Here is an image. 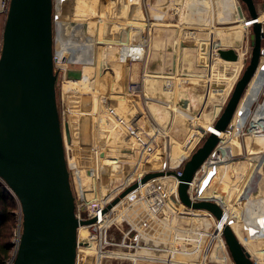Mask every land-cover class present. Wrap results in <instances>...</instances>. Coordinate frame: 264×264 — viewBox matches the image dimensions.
I'll return each instance as SVG.
<instances>
[{"label":"water","instance_id":"1","mask_svg":"<svg viewBox=\"0 0 264 264\" xmlns=\"http://www.w3.org/2000/svg\"><path fill=\"white\" fill-rule=\"evenodd\" d=\"M252 19H260L254 0H242ZM201 25V24H200ZM252 55L237 81L216 128L225 131L261 61L262 21L252 26ZM223 45V42H222ZM220 58L237 61L234 48L218 49ZM82 70L69 69L79 80ZM65 133H70L65 125ZM220 137L209 134L186 161L179 176L178 194L188 207L212 212L223 220V209L210 201L192 202L187 193L195 172L217 146ZM146 174L141 183L163 175ZM168 174L177 175L174 171ZM0 178L18 198L23 214L22 235L14 264H76L79 221L65 152V138L57 102L54 55V0H11L0 55ZM138 187L134 182L109 206ZM222 233L235 264H256L233 227Z\"/></svg>","mask_w":264,"mask_h":264},{"label":"built area","instance_id":"2","mask_svg":"<svg viewBox=\"0 0 264 264\" xmlns=\"http://www.w3.org/2000/svg\"><path fill=\"white\" fill-rule=\"evenodd\" d=\"M0 1L2 11L7 16L11 0ZM144 18L146 20L144 27L138 25H130L129 27H127L126 33L128 35L125 37L126 39H123L124 41L120 40L118 42L120 48H128L131 51L129 56H123L122 59H118V63L120 66L122 65L126 68L128 64L131 65L134 63V61H139L140 63H142V73L140 79H129V83L126 86L127 92L129 94L142 93L145 82L148 78H151L147 74L152 45L151 34L153 31V25L156 24V22L162 21V19L159 20L157 18H151L147 16H144ZM259 20L263 22V17L261 15L260 19H252L250 17L245 20V27L241 34V43L238 46L243 55V63L240 67L238 75L236 76L237 78L240 76V72L243 70V67L246 65V63L250 61L252 55V45L250 40L251 30L252 26ZM72 39L76 42L79 37L78 35H75V37H71V40ZM215 45V48H213V54L216 56V58L220 57L218 55V49L230 48L222 46L221 39H217ZM234 50L236 51V49ZM71 58L72 56L67 59V63L69 65H66L64 63V59H66V56H61L60 59L55 58V73L57 74V80L59 78V73L63 77L62 100L64 102L66 100L65 97L67 96V92L65 90L66 88H64V86L67 81L71 80L68 78L69 67L73 68V66L80 64L85 65V61H79ZM184 76L185 77L182 78L181 82L192 80L191 78H188L187 75ZM202 79L203 80L201 81H207L208 76H202ZM211 88H213L212 93L214 94L222 93L220 88L216 86H212ZM230 92L231 91L229 90L227 95L225 97H222V99L218 98L219 101H223V103H225ZM66 108L59 112L62 128L64 131L65 152L68 168L70 171V181L75 198L76 217L79 221L94 219V222L91 224L79 225L77 260L78 256L81 254L86 259V261L89 258H93L95 264H107L108 262H110V260H114L115 262H117V264H121L125 261L129 262V264H139L141 261L146 262L153 260L148 253L144 252L145 250H156L165 253L166 256L162 261L170 264L176 262L179 259L178 256L180 254H189V256H192V254H194V249L192 251H188L187 247L195 246V252H197V254L201 258V261L197 262L198 264H219L218 261L221 260L233 262L226 242L223 238L222 229L224 223H228L232 226V221H237V217L236 215H234L235 213L233 207L238 205L244 197H247V194L251 187L250 181L252 176L246 177V173L248 171H251L252 175H256L264 164V160H261V158L256 159V156H254L252 157L253 160L249 161V170L247 172L241 173V171H238V169L236 168V166H238L236 162H238L239 160H246V156L248 153L245 145L246 137L250 135L256 138L264 136L263 46L261 61L257 67L256 73L252 78L249 86L245 90L227 129L224 132L217 129L215 126L217 121H212L210 123V129L205 130L201 135L200 138H202L206 134H215L220 137V141L195 172L194 177L189 183V187L187 190L189 198L193 203L210 201L218 204L223 209L222 221H218L212 212L205 209H194L193 207H188L180 200L178 194V188L180 185L179 176L183 174L184 165L191 156L190 151L176 168H172L171 166H169L170 164L167 166V168L165 164V167L162 170L147 167L146 169H142L141 171L137 172L135 175H133V177L129 178L125 187L119 193H115L113 197L108 198L105 195L102 197V201H100L101 199L95 201L90 198L91 194L96 190V180H98L99 178V176H97L98 171L94 165L82 166V164L77 160V155L73 153V147L70 146L68 142H66L65 124H69V122L66 121L69 115V110L68 107ZM150 125L151 128L155 127L154 123L151 121ZM233 140H238L241 143L242 146H237L238 150L233 146ZM70 151H72V155H70ZM259 154L261 156H264V152H261ZM159 170L164 171L165 173L174 171L177 174L170 176V178L173 179L170 184V191H166L165 188L163 189L164 184L162 183L161 176L151 178L147 182L141 183L142 178L146 174L150 172H157ZM83 171H86V174H88L87 179L84 178ZM225 175H227L228 180L231 179V181H229L230 183H228L232 184L230 187L229 185H227L226 191L223 190L222 183L223 176ZM134 182H138V187L126 195L125 198H128V201L126 202V211H124L132 218V220L122 217V221L128 223V228H126V230L124 231L122 238H116V236L112 234V231L115 228L114 225L118 222L119 213L122 212L125 208L121 209L122 205H119L122 203V200L116 205L112 206L110 209L107 208L112 203L116 194H120ZM0 183H2L10 191L17 202V208L15 210L17 227L12 240L14 249L12 255L5 263L14 264L18 245L20 243V238L22 235V208L16 195L9 189V187L1 178ZM234 184L236 187L235 190L233 188ZM233 190L236 191L235 200L232 198ZM173 198L183 207V211L180 214L185 217L193 216L195 220L194 223H196L198 227H190L189 225H185L186 227H184V225H182L180 228H174L172 226L173 221L171 218L172 215L174 214L173 216H175L176 213L173 207L174 205L172 204ZM140 202L143 204L146 203V207H142L140 205ZM229 209H231L232 215L229 214ZM132 210L137 212L132 214ZM144 214L149 215L150 217L149 220H144L145 222L143 221ZM136 217L140 218L136 220ZM204 217L212 218V223L215 222V233L208 232L206 235L205 233H196L198 230L202 231V228L211 229L213 224L207 223L210 221H208ZM154 221L155 224L159 223L158 221H163L164 227H159V229H161L159 230V239L165 242L164 247L159 246L157 248H154L150 245L142 243L143 239L152 240L153 237H151V235L140 232L139 226L141 225L139 222L144 223V226H146L144 228L145 231H149L150 233H152V226L154 225ZM156 233L157 232H155L154 235ZM132 234L134 235L133 238H131ZM216 235L221 238V243L216 241ZM172 237L173 239L171 240L170 238ZM244 239L246 240L247 237H244ZM241 243L246 247L247 251L250 252L249 248L244 244V242L241 241ZM111 247H113V249H111ZM111 252H113L114 254H110Z\"/></svg>","mask_w":264,"mask_h":264},{"label":"rangeland","instance_id":"3","mask_svg":"<svg viewBox=\"0 0 264 264\" xmlns=\"http://www.w3.org/2000/svg\"><path fill=\"white\" fill-rule=\"evenodd\" d=\"M104 1L106 2V9L107 8H111V10H112L113 7H114V10L116 12L119 11V8H117L116 5H118L121 1H118V2H116V0H104ZM145 1L146 0H141V3H144ZM176 1L177 0H175V3L177 4ZM166 2H169V1L164 0V3H161V4L160 3L159 4L156 3V4L160 5V7L165 6V5H169V3H166ZM229 2L232 3L231 6H229L230 10H232L233 7L236 6V10H237L236 17H238V21L237 22L235 21L234 23H232V21H231L229 24L228 23L215 22L216 25L219 26L217 28H227L229 25H231V26H238V25L242 26L244 24L243 23L244 20L248 19V17H247L248 16V14H247V12H248L247 11V6L245 5V3L242 0H229ZM54 3H55V5H54V44H55V46H54V55H55V58L60 59L61 56H62L61 51H62V48H63V47H61V45H62V43L65 45L71 39V36H72L71 33L73 32L72 29H74V27L76 25L74 23V20H75L74 17L75 18L78 17V20H80L78 22H81L83 17H81L79 14L75 13L74 11H72L73 9L70 6L75 4L74 0H68V2H67V0H54ZM109 4H111V5H109ZM62 5H65V8L62 7ZM67 5H69V7H67ZM133 7H132V9L135 10L136 9V5H133ZM146 8L147 7H145V9ZM145 11L143 10V15L141 13L142 21H140L138 24L137 23L136 24L132 23L133 20L131 21L128 18V16L126 17V15H124V14L115 16V18H113V20L114 19L116 20V17H120V19L122 18V19H124V21L127 22V25L128 24L129 25H138V26L144 27L145 23H146V20H145L144 16H147ZM238 11L241 13V16H239L240 14H239ZM237 13H238V15H237ZM61 14L64 15L66 20L62 21V20L59 19V16H61ZM112 17L110 18V23H113ZM165 19L166 18H164V20L161 21L162 22L161 24L164 25V26L159 25V27L157 28V30L159 32L157 34L158 35L160 34V37H158V38L155 37V38H157V41H160L159 42L160 45L162 44L160 47H162L163 49H161V48L160 49H161L162 53H164V56H163V58H160V59H164V61H162L163 63L161 62V64H159L160 63V60H159L160 50H158L157 48H154V47L152 48V46H151V53H150V56H149L150 67H148L147 70L149 71L148 76L151 77L150 81H151L152 84L151 85L149 84L148 86H147V84L145 85L146 92H147L145 95L148 96L147 97L148 98L147 105H148L149 108L147 107V105H145L146 96H143L144 95L143 93H140V94L139 93L138 94H129L127 92V89H126L127 87L126 86L129 83V79H128V81H122V85H124V89L126 91H121L120 93H116V92H119L118 87H120V86H119V83L116 84L117 83L116 82V78H115V75H114V73L112 71V70L115 69V67L119 66L118 59L115 58V55L110 54L108 57H106V59H105V70L101 71L102 78L104 80H107L106 81L107 84H105V85H107L108 89L106 90V88H104V91H102L99 94H97V95H99V98H100V99L98 98V101L93 96L89 97L87 94L81 95L82 98L80 100L78 111L76 112V115H75V113H73L72 107H71V105L69 103V94L72 93V92H70L65 97V99H66L65 102L62 100L63 99V95H62L63 77L59 73V78L57 80V102H58V108H59L60 112L66 107H68V110H69V115H68L66 121L69 122V124H67V125H69L68 127H69V130H70V133L68 135H66V142H68V144L70 146H71L72 143L76 145L77 153H75L74 151H73V153L75 155L78 154L81 158L83 157V154H84V148H90L93 151V152L91 151L93 153V156H90V163H88V164L87 163H85V164L83 163L84 165H86V166L87 165H90V166H92V165L95 166L96 165L97 166L99 164L98 161L100 160V157L98 156L99 155L98 151H100V150L101 151H106L104 149V147L105 148H107V147L109 148V145L112 147L113 143H117V147H115L116 145H114V148L116 150L115 151L116 156H119L118 158H116V160L119 161L116 165H119V163L122 162V166L124 168H126L125 169L126 171H127V167H129L128 166L129 164L133 165V166H135L137 164L140 165V169H138V171H136L134 174L133 173L129 174V175H131V177H133V175H135L137 172L141 171L142 169H146L147 167L150 166V164H151L150 160L153 158V156L156 153V151L158 152V150H161L162 151V157H164V153H166V151H165L166 145L165 144H168L169 151H172V153H175V151H177V149H179V148H184V146L186 147L188 145V140H187L188 139V137H187L188 132H186V131L185 132H180V131H177L176 128H174V129L171 128V123L173 122L174 116H173V112L171 110H169V113L167 112L165 103L170 102L172 97H173V99L176 97L175 99H176L178 107H180L181 109H185L186 111H188L189 113L193 114L194 116L199 115L198 112L201 111V109L204 108V111H203L204 115H206L207 117L210 116V115L213 116L212 117L213 119H211V121H210V119H208V122L204 118L203 121H206V123H208V124L211 123L212 121L216 122L217 119L222 114V112L224 111L225 106H226L228 100L231 97V94L233 92V89H234L237 81L242 76L243 72L245 71V69L248 66L250 61H248L246 63V65L243 67V70L240 72V76L238 78L236 77L234 79V81L232 82V84L233 83L234 84L231 87L232 90L230 89L231 92L228 95V99H227V101L225 103H223V101H219L218 98H213L212 100L208 99L207 96L212 94V92H213L212 89L213 88H211V90L210 89L207 90V85L203 84L204 82H207V81H197L196 82V81H193V80H188L189 82L188 81L181 82L182 81L181 80L178 83L177 80H175L176 79V74L173 72L174 70L172 69V67H174V65L172 64V63H174V55H172V53H169V52H176V53L178 51H179V53L181 52V55L179 53H177L178 57L181 56V58H180L181 59L180 66H179V63H178L177 67L179 66V68H181V69H184L186 67L184 65V62L182 61V57H183L182 55L184 53H189V52L192 53L191 56H188V58L190 60L193 59L192 61H194V62H196L198 64V68L199 69L196 72V74H202L203 76H206L208 74V68H209V72L211 71V73H212L211 76H213V78L217 79V81L219 79H221L219 81V83H218L219 86H220V89H226L227 84H228V87H229L228 75H225V73H223L224 71L221 72L220 74H218V68L221 67V66H224L225 62H227V61L222 59V58H220V57L216 58V56L213 54V48H215V47L211 43L210 44L204 43L206 45L203 44V46H202L201 43L203 41L195 38L193 35H190L185 40H182L181 43H180L182 45V46L180 45L181 46V51H180L179 48L176 51L177 48H175V41L177 40V38H176V34L174 33V30L175 29L177 30V27H176L177 25H174V22H177V21L173 20L171 22V25L173 27L172 26L170 27V26L166 25V20ZM156 23H159V22H156ZM82 24H83V21H82ZM186 26L192 27V26H197V25L187 24ZM102 27L103 26H101V28ZM198 30L202 31L203 29L198 28ZM238 30H239L240 35H241V32H243V28H238V29L235 30V32L234 31L232 32V33H234V36L236 35ZM84 31H85V28L82 29L81 33H83ZM188 31H192V30L188 29L187 32ZM163 32H165V33H163ZM212 33L214 35V32H212ZM251 33H252V30H251ZM77 35L79 37V40H77L76 42H78V43H80L81 41L84 42V40H85L84 35L83 34H77ZM240 35H238V36L241 38ZM116 36L118 37V39H117ZM119 36H120L119 34H116L114 37H110V39H109L110 42H108L107 44H112L114 40L119 42L120 40L124 41L123 39H126L125 37L121 38ZM155 36H157V35H155ZM220 36H222V34ZM237 39L238 38H235L234 41H229V42L230 43H234V42L237 43V41H238ZM192 40L194 42H192ZM214 40L217 41L216 35H215V38L212 39V41H214ZM225 40L224 39L222 40V42H223L222 46L226 47V46L229 45L228 44L229 42H227V40L226 41ZM154 41H156V40H154ZM176 43H177V41H176ZM2 44H3V37L0 39V55H1V50H2ZM99 46H102V45H97L96 46V50L99 49ZM204 46H205V48H204ZM194 49H196V51H194ZM92 53H90L88 55L85 54L84 58H86L87 63L88 62L90 63V59L93 58L94 55ZM94 53H95V51H94ZM166 53H168V55H166ZM177 55H176V58H177ZM70 56H71L70 54H67L66 59H64L65 60L64 63L66 65L68 64L67 63V59H69ZM88 58H90V59H88ZM166 60H167V66H166ZM238 62L239 61H237V62L230 61L229 63H238ZM87 63L85 65H83V64L82 65L81 64L80 65H75V66H73V68L69 67V69H76V70H82L83 71V68L86 67V66L87 67H96V65L95 66L94 65H89ZM167 67H169V69H167ZM189 67L190 66L188 65V67H186V68H189ZM174 68H176V67H174ZM170 69L172 71H170ZM132 70H133V66H132ZM228 70L230 71V69H228ZM91 71H92V75L96 76V70L95 69H91ZM129 72L131 73V71H129ZM232 72H234V71H232ZM183 73L185 75H187L189 73V69L185 70ZM167 75H169L171 77V79L173 80V82H174L172 84V86H169V87L166 86L165 81L163 79V77H166ZM131 76H132L131 77L132 80H138L139 77H140L139 73L136 72V74H135L134 71H132ZM148 81H149V78L147 79L146 83ZM101 83H103V82H101ZM64 88H65V86H64ZM65 90L67 92V89H65ZM150 91H153V92H151V95H152V98H154V101H164V106L163 107L160 106L157 103L154 104V103L150 102L151 101V97H149L150 96V93H149ZM207 91H208V95L205 97V95L207 94ZM116 94H119L120 96H123V98H125V96L128 95V97L130 96L129 98H131V99H129V101L132 100V102L135 99V101H136V102H134L135 106L132 107L131 109H130V107H128L127 110L125 109V110H119L118 111V109L116 108L117 101H109L111 103V107H107L109 109L107 111L106 110L107 108H105L106 107V103H105L106 96H108V97L110 95L116 96ZM166 95L169 96L168 98H170V99H168ZM164 96H166V97H164ZM127 98H125V99H127ZM165 101H167V102H165ZM137 103H138L139 107L136 106ZM95 104L98 106L97 107L98 109L95 108ZM87 114H89V115H87ZM147 114H149L150 118L148 117ZM77 115H78V123L76 124L75 131L73 132L72 128H71V124H72L73 120L76 118ZM204 115L202 113L201 117H204ZM151 116H153V117H151ZM214 116H215V118H214ZM201 117H199V118H201ZM110 119L112 120V122H114V125L112 124ZM102 120H104V122H105L103 126L101 124ZM150 120H151V122L154 123V126H155L154 128H151V125L149 124ZM165 120H166V122H165ZM125 122H127L128 125ZM121 123L125 124L127 126L122 125ZM109 124L110 125L112 124V126H110ZM192 125H194L193 121H191V120L188 121V127H193ZM112 127H113V129H111ZM110 129L112 131H114V132L110 131ZM128 130H129V132L131 134L128 132ZM200 130H201V133L199 134V138H198L197 142L191 148L190 154H192L199 147H201L203 145V143L205 142L206 138L208 137V135L206 134L202 138H200L201 135L203 134L202 127H200ZM125 132H126V134H125ZM179 135H181V136H179ZM106 142H109L108 146L107 145H103ZM141 144H145V145H141ZM133 146L137 147L138 149H141L142 146H143V151L144 152H142V151L138 152V149L134 150ZM144 148H145V150H144ZM95 152H97L98 155ZM102 153L104 154V152H102ZM141 153L143 154V156L141 155ZM125 154H128V156H131V157L123 158V156H126ZM70 155H72V151H70ZM141 156H142V158H141ZM80 157H78V158H80ZM138 157L140 158L141 163H137L138 162L137 161ZM165 158H166V154H165ZM122 159H127V160H122ZM101 160H102L103 164L100 167L98 166L99 167L98 168L99 169V172H98L99 173L98 174L99 178H98V180H96V190L94 191V196L93 195L90 196V198H92L95 201L101 199L105 195L108 198L113 197V195H115L113 192L111 193V191H110V189L112 187L108 188L109 189L108 193L110 191V193L108 195L107 193H104L102 191V189H100V187L98 185V184L102 185L103 183H109L110 182V177H109L110 175H109L108 172H107L108 175H105V173L103 175L101 174L102 168L103 167L106 168V166L109 167V163L106 164L104 162L103 158ZM155 166H157V165L155 164ZM106 169L108 170V168H106ZM133 171H134V169H133ZM83 174H84V172H83ZM259 174H260V176L264 177V168L260 169V173ZM118 175H120V174H118ZM83 176H84L85 179H87L85 174ZM160 176L162 177L161 178L162 179V183L164 184L163 189L165 188L166 191H170L169 190V188L171 187L170 184L173 181V179L170 178V176H173V174H168L166 172V173H164L163 175H160ZM121 182H117V183L120 184ZM94 189H95V187H94ZM165 190H163V191H165ZM120 194H116V196L113 199V201ZM107 197H105V198H107ZM241 202H242V200L239 202L238 205L233 207V210H234V213H235L234 215H236L237 220L240 217L239 214L241 212V207H242V203ZM145 204L146 203L143 204V203L140 202V205L142 207H146ZM172 204L174 205L173 207H174V209L176 211L175 216H173L174 215L173 214L172 218H171L172 221H173L172 222V226L174 228L175 227L180 228L182 225H184V227H186L185 225H189L190 227H198L196 225V223H194L195 220H194L193 216L192 217L191 216L190 217H185V216H182V214H180L183 211V207L174 198L172 200ZM126 206H127V203H123L122 206H121V209L125 208ZM147 207H148V205H147ZM16 208H17V202H16ZM124 211H126V208L123 209L122 212H124ZM122 212L119 213L118 222L114 225L115 228L112 231V234L115 235L116 238H118V237L122 238V236L124 234V231L126 230V228H128V223H126L125 221H122V217L129 218V219L132 220V218L128 214H126V212H124V213H122ZM136 212L137 211L132 210V214H134ZM263 215H264L263 212H259V213H257L256 217H257L258 221L260 222V224L262 225V228L264 230V216ZM139 218L140 217H136V220L139 219ZM149 219H150L149 215L144 214L143 221L144 220H149ZM209 221L210 222H207V223L213 224L211 229L202 228V231L198 230L196 233H198V234L205 233V235L208 232L215 233L216 232V229L214 228L215 227V222L212 223V221H213L212 219H209ZM158 222L161 223L160 221H158ZM232 222H234V221H232ZM139 223L141 225V226H139L141 233L152 235V233H150L149 231H145L144 230V228L146 226H144L143 222H142L143 225H142L141 222H139ZM263 235L264 234H262L261 236H257V235L253 236V238H254L253 243H254V241L255 242L264 241ZM133 236L134 235L132 234L131 238H133ZM223 238H224V236H223ZM170 239L172 240L173 237L170 238ZM215 239H217L216 241H218L217 237ZM218 242H220V240ZM111 249H113V247H111ZM111 254H114V253L111 252ZM195 254L198 255L197 252H195ZM86 263L95 264V261H94L93 258H89L86 261V259L80 254L78 256L77 264H86ZM107 264H117V262H115L114 260H110V262H108Z\"/></svg>","mask_w":264,"mask_h":264},{"label":"crops","instance_id":"4","mask_svg":"<svg viewBox=\"0 0 264 264\" xmlns=\"http://www.w3.org/2000/svg\"><path fill=\"white\" fill-rule=\"evenodd\" d=\"M77 1L78 0H74L75 4L70 6V7L73 9L72 11H74L75 13H77L81 17H83V19H82L83 24H82V21L78 22V21H80V20H78V17H76V18L74 17V19H75L74 23L76 25H75L74 29H72L73 32L71 33V35L73 37H75V35H77V34H83L84 38H85L84 42L83 41H81L80 43L76 42V44L78 46H82L83 44H89L90 47H93V48H95L97 45H102V46H99V47H107V46L119 47L118 41L114 40L113 43L110 44V45H107V43L110 42L109 41L110 37H114L116 34H119L120 35L119 37H121V38L122 37H126L128 35L126 33L127 32V27H129L130 25L129 24L127 25V22L124 21V19H122V18L120 19V17H116V20L115 19L113 20V18H115V16H117V15L124 14V15H126V17L128 16V18L131 21L133 20L132 23H135V24L137 23L138 24L140 22L139 16H140L141 9H143L144 11L146 10L145 13L147 14V17H150V15H151V10L147 6L146 1L144 3H141V0H117V2L121 1L118 4V7H117V8H119V11H118L119 13L114 10L113 13L111 15H109L105 19L104 18H98V19L97 18L96 19L93 18V19L87 20V18L80 13L79 5H78ZM150 1H149V3H150ZM166 1H169V2H166V3H169V5L162 6V7H160V9H161V12L166 11V14H168V16H166V19H165L166 20V24L171 25V22L173 20L177 21V22H174V25H177L176 26L177 30L176 29L174 30L175 34H176V32L178 33L177 38L179 36H180V39H182V40H185L186 37L188 38L187 33H186L188 29L192 30L193 33L191 35L194 34L193 36L196 38V35H197L196 32L198 31V27H200L201 29L206 30L207 33H209L210 31H213L214 34L216 33V31H225V30H227L225 32V34L228 35V36H225V38H222V39H224V40L226 39L229 42L230 40L234 41L235 38H238L237 39L238 41H237V43H235V42L234 43H230L229 42L228 43L229 45L226 46V47L236 48L237 46L240 45L241 38L239 36H237V35L234 36V33H232L233 31L230 32L228 30L238 29V28H241V27L245 26V22H246L245 20H244V22H243L244 24L242 26H240V25H238V26L229 25L227 28H217L219 26H217L216 23H215V22H220V23H228L229 24L231 21H232V23H234L235 21L237 22L238 21V17H236V12H237L236 6H234L232 10H230V7H228V9L226 11H220L217 3L211 2V5L209 6L208 10L206 9V14L203 15L204 13L198 11V9L196 8V6H197L196 5V1H198V0H177L176 1L177 4L175 3V0H166ZM214 1H218L219 5H220V8L225 10L222 6H223V2H225L226 0H214ZM254 1H255V4L257 6V9H258L260 15L263 17L262 24H263V31H264V0H254ZM67 2H68V0H67ZM228 2H229V0H228ZM161 3H164V1H162ZM198 4H200V3H198ZM231 4L232 3H230L229 6H231ZM133 5H136V9L137 10L136 9L135 10L132 9ZM62 7L65 8V5H62ZM67 7H69V5H67ZM145 7H147V8L145 9ZM247 11H248V9H247ZM247 14H248L247 17L250 18L249 12H247ZM237 15H238V13H237ZM239 16H241V14ZM111 17H112L113 23H110V18ZM59 19L62 20V21L66 20V18L64 17L63 14H61V16H59ZM5 22H6V14L3 13V11H2L1 1H0V39L3 37V31H4ZM187 24L197 25V26L188 27V26H186ZM107 25L112 26L113 29L108 31L107 34H106L105 26H107ZM101 26H103V27L101 28ZM204 26H206V27H204ZM83 28H85V31L83 33H81ZM163 33H165V32H163ZM231 33H232V35H231ZM221 37L222 36H220V34H219V35L216 36V39H221ZM94 38H95V40H94ZM117 39H118V37H117ZM70 41H71V39L65 45L62 43V45H61V47H63L62 51H61L62 56L65 57V56H67V54H70L72 56L71 59H75V60H79V61H85V64H86V58H84V56H85V54L86 55L90 54V52H86V51L83 52V51L79 50L76 53H69L68 52V46H69ZM155 45L156 46L160 45V43L157 42V43H155ZM54 46H55V44H54ZM263 47H264V40H263ZM204 48H205V46H204ZM194 50L196 51V49H194ZM127 55L129 56L130 54L129 53H127V54L123 53V55H121V57L123 58V56H127ZM159 56H160L159 57V60H160L159 64H161V62L164 61V59H160V58H163V56H164V53H162L161 50H160V55ZM104 57H105V53H102L99 58H100V60H103ZM166 63H167V60H166ZM226 63H228V62H225V64ZM225 64H224V66L218 68V74H220L221 72L224 71L223 73H225V75H228L229 87H228V84H227L226 89H220L222 91V93H218L217 95L212 93L211 95L207 96L208 94H206L205 97L207 96L208 99H211V100L213 98L222 99V97H224L227 94V92L229 91V89H230V87L232 85V82H233V80H234V78H235V76L237 74V71H234V72L226 71ZM136 65H137V67H136V69H137L138 65H140L139 63L138 64L133 63V64L130 65L131 67L133 66V70L132 69L131 70L134 71V73H135V66ZM148 67H150L149 62H148ZM176 67H177V62H176ZM94 69L97 70V75L99 77V79H97V80H99V81H97V83H95V86L92 89L88 90V91H90V97L93 96L98 101L99 95H97V94H99L100 92L104 91V88H106V90H107L108 87H107V85H105V84H107L106 83L107 80H104L102 78V76H101V71L105 70V68L101 67L100 63H98L97 64V69L96 68H94ZM132 71H131V74H132ZM137 72H138V70H137ZM141 73H142V66H141V68L139 70V76H141ZM131 74H130V78L129 79H131V77H132ZM178 77H177V79H178ZM190 77H192V74H190ZM211 78L213 79L212 83L214 82L213 86H216V87L220 88V86L218 84L219 82H217L216 79L213 78V76H211ZM150 79L151 78H149V81L146 83L147 86L149 84L150 85L152 84ZM163 79L165 81V84H167V77H163ZM199 79H200V81L203 80L202 77L201 78H197L196 80H199ZM101 82H103V83H101ZM208 83H209V78H208L207 82H204L203 84H208ZM144 88H146L145 84H144ZM151 92H153V91L149 92L150 93L149 97H151V101L150 102L151 103H155V104L157 103V104H159L160 106L163 107L164 106V101H154V98H152ZM143 93H145V90L143 91ZM145 94L143 96H146ZM129 99L130 98L128 97L124 101V104L127 107H131L132 106L129 103ZM80 100L81 99L73 100L71 98V104L70 105H71L72 111H73V113H75V115H76V112L78 111ZM147 103L148 102H147V100L145 98V105H147ZM136 106L139 107L138 103L136 104ZM147 107H148V105H147ZM203 111H204V108L201 109V111L198 112L199 113L198 116L186 115L184 117H181V118L177 119V121L175 123L176 130L177 129H183L184 132L185 131L186 132H190L191 131L193 133V135H192V137L191 136H187L188 137V139H187L188 140V145L186 147L184 146V148H179V149H177V151H175L174 155L176 156V158L172 161V166L177 165V163L180 160L182 161V159L184 157V154L187 151L191 150L193 145L197 142L198 136L196 137V135L201 133L200 127H202V126L199 123L194 124L195 126L192 125L193 127H188V121H190L193 118H196L197 121L202 123L205 127H206V125H210V123L208 124V123H206V121H203L204 118H205V120H207V122H208V117H209V116L207 117L206 115H204ZM202 113H203L204 117H201ZM147 115L149 117V114H147ZM151 117H153V116H151ZM199 117H201V118H199ZM76 118L73 120V122L71 124V128H72L73 132L75 131L76 124L78 123V115L76 116ZM111 122H112V120H111ZM104 123H105L104 120H102V122H101L102 126L104 125ZM112 124L114 125V122H112ZM112 124L111 125L109 124V125L112 126ZM149 124H150V122H149ZM111 129H113V127ZM111 129H110V131H112ZM204 131L205 130H203V132ZM112 132H114V131H112ZM108 143L109 142H106L103 145H107L108 146ZM232 143H233V146L238 150L237 146L240 147L241 143L238 140H233ZM112 145H113L112 147L109 145V148L107 147L108 149L104 147V149L106 151H101V150L98 151L99 155H98L97 152H95L100 157V160L98 161L99 164L97 165V168H99L103 164L102 160H101L102 158H103V160H104V162L106 164L109 163V167L106 166V168H108V170L103 167L102 171H101V174L103 172L105 173V175H108V173H109V175L114 173V166L117 163L116 153H115L116 150L114 148V145H116L115 147H117V143H113ZM245 145H246V148H247V151H248L247 156H246V160H244V161L239 160L238 162H236V164L238 166L235 165L236 168L238 169V171H241V173L247 172L249 170L248 169L249 161L253 160L252 157L256 156V159H260L261 158V160H264V156H261L259 154L261 152H264V136H260V137H257V138L253 137L251 135L247 136L246 140H245ZM133 149L137 150L138 148L133 146ZM139 150L140 149H138V152H139ZM91 151H92V149H90V148H84L83 157L81 158L79 156L80 157L79 159H81V160L83 159L82 160L83 161L82 164L83 163L84 164L85 163H87V164L90 163V156H93V153H92L93 151L92 152ZM102 152H104V154ZM156 153H157V151H156ZM251 155H253V156H251ZM131 167H132V169H136L137 166L131 165ZM262 168H264V164H263ZM98 172H99V169H98ZM259 173H260V171L256 175H252L251 171L250 172L248 171L246 173V177L252 176L251 177V181H250L251 187L249 189L247 197L243 198L242 202H241L242 203V207H241V212L239 214L240 215L239 230L237 231L236 235L240 239L244 235L249 237L250 241L247 244V246H249V251L251 253L252 259L257 264H264V245H263L264 241H262V242H259V241L255 242L254 241V243H253V240H254L253 236H255V235L261 236L262 234H264V230L262 228V225L260 224V222L258 221V219L256 217L257 213H259V212H263V214H264V177L260 176ZM227 180H228L227 175L223 176L222 183H223V190H225V191H226L227 185H229V187L232 185V184H229L230 183L229 181H231V179L228 180V181ZM98 185H99V187L101 186L100 184H98ZM111 187H112V185H109V186L106 187L107 193H108V190H109L108 188H111ZM233 188H234V190L236 189L235 184L233 185ZM101 189H102V186H101ZM234 190H233L232 198L235 200L236 191H234ZM100 201H102V200H100ZM127 201H128V199L125 198L122 201V203L119 204V205H122L123 203H126ZM228 211H229V214L232 215L231 209H229ZM162 218H163V216H162ZM204 218H206V217H204ZM206 219L209 221V218H206ZM159 227H162V228L164 227L163 221L161 222V224L160 223L155 224V221H154V225L152 226V235H151V237H153L152 238L153 241L152 240H144L143 239L142 243L150 245V246H152L154 248H157L159 246H163L164 247L165 246V242L163 240L159 239V230H161V229H159ZM155 232H157V233L154 235ZM263 237H264V235H263ZM195 248H196L195 246L194 247H192V246L191 247H187L188 251H192L194 249V254H192V256H189V254H187V255L180 254L178 256L179 259L176 262L170 263V264H198L197 262L201 261V258H200L199 255L195 254ZM144 252L148 253L152 257L153 260L146 261V262L141 261L139 264H169V263H165V262L162 261L165 258V256H166V254L163 253V252L156 251V250H145ZM231 258H232V256H231ZM218 262H219V264H235L234 261L233 262L232 261H228L227 262L226 260H221V261H218ZM121 264H129V262L125 261V262H122Z\"/></svg>","mask_w":264,"mask_h":264},{"label":"bare ground","instance_id":"5","mask_svg":"<svg viewBox=\"0 0 264 264\" xmlns=\"http://www.w3.org/2000/svg\"><path fill=\"white\" fill-rule=\"evenodd\" d=\"M149 1L150 0H146V4H147V6L149 7V9L151 10V15H150V17H152V18H157V19H164V18H166V16H168V14H166V11H164V12H161V9H160V5H157V4H159V3H161L162 1H164V0H151L150 1V3H149ZM116 2H117V0H116ZM211 2H215V3H217V5H218V7H219V10L220 11H226L227 9H228V7H229V5H230V2H228V0H226L225 2H223V8L225 9V10H223L222 8H220V5H219V2L218 1H214V0H198V1H196V8L198 9V11H200V12H202V13H204L203 15H205L206 14V9L208 10V8H209V6L211 5ZM77 3H78V5H79V11H80V13L82 14V15H84L86 18H87V20H90V19H93V18H107L109 15H111L112 13H113V11H114V7H113V9L111 10V8H107L106 9V2L104 1V0H78L77 1ZM114 3V2H113ZM157 3V4H156ZM198 3H200V4H198ZM115 4V3H114ZM109 5H111V4H109ZM117 7H118V5H116ZM166 6V5H165ZM143 8V7H142ZM108 11V12H107ZM208 12V11H207ZM141 13H142V15H143V9H141V12H140V16H139V19H140V21H142V15H141ZM239 14H241L240 12H239ZM175 18V17H174ZM172 21V20H171ZM162 22L160 21L159 23H156V24H154L153 25V31H152V34H151V37H152V48L154 47V48H157L158 50H161L162 49V47H160L161 45H155V43H157V42H160V41H157V38L158 37H160V34L158 35L157 33H159L158 32V30H157V28L159 27V25H162L161 24ZM167 26H172V25H168V24H166ZM165 25V26H166ZM156 26V27H155ZM162 26H164V25H162ZM173 27V26H172ZM181 27V26H180ZM204 27H206V26H204ZM209 27V26H208ZM244 27L245 26H243V27H241V28H243L244 29ZM198 28H200V27H198ZM113 29V27L112 26H110V25H107V26H105V32H106V34H107V32L108 31H110V30H112ZM201 29V28H200ZM235 30L236 29H232V30H228V31H234L235 32ZM225 31H227V30H225ZM225 31H216V33L213 35V31H211V32H209V33H207L206 32V30H202V31H197L196 33H197V35H196V38L197 39H199V40H201V41H203L201 44H202V46H203V44L204 43H207V44H212L214 47L216 46L215 45V40L214 41H212V39L213 38H215V35L217 36V35H219V33H220V35L222 34V37H221V41L223 40L222 38H225V36H228V35H226L225 34ZM187 33V36H190L193 32L192 31H188V32H186ZM241 34H242V32H241ZM155 35H157V36H155ZM194 35V34H193ZM231 35H232V33H231ZM236 35L238 36V35H240V33H239V31H237V33H236ZM177 36H178V33L176 32V38H177ZM236 36V37H237ZM241 36V35H240ZM155 37H157V38H155ZM155 38V39H154ZM187 38V37H186ZM228 38V37H227ZM195 39V38H194ZM94 40H95V38H94ZM154 40H156V41H154ZM176 41H177V43H176ZM175 41V48H177L176 49V51L178 50V48L180 49V51H181V41H182V39H180V36L177 38V40ZM226 41V40H225ZM231 41V40H230ZM192 42H194L193 40H192ZM228 42V41H227ZM183 44V43H182ZM195 44V43H194ZM181 45V46H180ZM198 45V44H197ZM205 45V44H204ZM234 45V44H233ZM236 45V44H235ZM238 45V44H237ZM238 47V46H237ZM68 52L69 53H76L77 51H86V52H90V53H92L94 56H93V58H88V59H90V63L88 62L87 63V61H86V63L87 64H89V65H96V67H85V68H83V74H84V77L82 78V79H79V80H69V81H67L66 83H65V88L67 89V95L70 93V92H72V93H70L69 94V103L71 104V98L72 99H81L82 97H81V95H83V94H87L89 97H90V91H88V90H90V89H92L94 86H95V83H97V81H99V80H97V79H99V77H98V75H97V70H96V76H94V75H92V71H91V69H94V68H96L97 69V64L98 63H100V66L101 67H104L105 68V59H106V57H108L110 54H112V55H115V58L116 59H122V57H121V55H123V53H125V54H127V53H131V51H130V49H128V48H124V49H122V48H120V47H113V46H107V47H99V49L98 50H96V47L95 48H93V47H90V45L89 44H83L82 46H78L77 44H76V42L72 39L71 41H70V43H69V46H68ZM161 48V49H160ZM235 49H237L236 51L238 52V55H239V59L237 60V61H239L238 63H229L230 61H227L228 63H226L225 64V69H226V71H229L228 69H230V71L232 70V71H237V74H238V72H239V70H240V67H241V65H242V63H243V55H242V53H241V50H240V48L238 47V48H235ZM154 50V49H153ZM92 51V52H91ZM94 51H95V53H94ZM99 51V52H98ZM195 51V50H194ZM201 51V50H200ZM151 52V51H150ZM211 52V51H210ZM102 53H105V57L103 58V60H100V55L102 54ZM169 53H172V55H174V63H172L173 65H174V67H176V62H177V65H178V63H179V66H180V62H181V56H179L178 57V55H177V53H179V51L176 53V52H169ZM212 53V52H211ZM167 55H168V53H166ZM180 55H181V52L179 53ZM191 54L192 53H184L182 56V61L184 62V65L186 66V67H188V65L190 66L189 68H184V69H181V68H179V66L178 67H176V68H174V67H172V69L174 70L173 72L176 74V79L175 80H177V82L179 83V81H181L182 80V78L183 77H185V76H183V75H185L183 72L185 71V70H187V69H189V73L187 74V76H188V78H191L193 81H200V80H196L197 78H201L203 75L202 74H196V72L198 71V64L196 63V62H194V61H192V60H190L189 58H188V56L190 55L191 56ZM176 55H177V58H176ZM213 55V54H212ZM211 55V56H212ZM95 61V62H94ZM237 61H232V62H237ZM97 62V63H96ZM205 62V61H204ZM95 63V64H94ZM134 63H136V64H140V65H138V68L136 69V67H137V65L135 66V74H136V72H137V70H138V73H139V70H140V68H141V65H142V63H140L139 61H134ZM169 63V62H168ZM167 64V63H166ZM218 65V64H217ZM167 66V65H166ZM169 66V65H168ZM222 67V66H221ZM91 68V69H90ZM132 69V67L130 66V64H128V66H126V68H124L122 65L120 66H117V67H115V69L114 70H112L113 71V73H114V75H115V78H116V84H118L119 83V86L120 87H118V90H119V92H116V93H120L121 91H126L125 89H124V85H122V81H128V79L130 78V72L129 71H132L131 69ZM117 69V70H116ZM167 69H169V67H167ZM170 71H172L171 69H170ZM191 72V73H190ZM193 72V73H192ZM149 73V71L147 70V74ZM190 74H192V77H189L190 76ZM211 71L209 72V68H208V74H207V76H208V78H209V83L208 84H205V85H207V90L208 89H210L211 90V87L214 85V84H212V78H211ZM237 74H236V76H237ZM181 75V76H180ZM102 76V75H101ZM169 75H167L166 77H167V84H166V86L167 87H169V86H172V84L174 83L173 82V80L171 79V77L169 76ZM177 76H179L178 77V79H177ZM236 76H235V78H236ZM174 77V76H173ZM234 78V79H235ZM101 79V78H100ZM139 79H140V77H139ZM138 79V80H139ZM221 79H219L218 81H217V79H216V81L217 82H219ZM234 81V80H233ZM189 82V81H188ZM100 83V82H99ZM115 84V85H116ZM170 84V85H169ZM145 85H146V82H145ZM177 85V84H176ZM178 86V85H177ZM232 86V85H231ZM180 87V86H179ZM171 88V87H170ZM231 88V87H230ZM198 89V88H197ZM196 89V90H197ZM145 90V93H147L146 92V88H144L143 87V91ZM199 90V89H198ZM230 90V89H229ZM229 92V91H228ZM227 92V93H228ZM143 93V92H142ZM145 93H143V94H145ZM134 94H138V93H134ZM140 94V93H139ZM172 94V93H171ZM207 94H208V91H207ZM218 93H216L215 95H217ZM168 95V94H167ZM166 95V96H167ZM173 95V94H172ZM227 95V94H226ZM225 95V96H226ZM87 96V97H88ZM166 96H164V97H166ZM224 96V97H225ZM88 97V98H89ZM108 97V96H107ZM106 97V100H105V103H106V107L105 108H107V107H111V103L109 102V101H117V103H116V108L118 109V111L119 110H127V106L124 104V101H125V98H127L128 97V95L127 96H125V98H123V96H120L119 94H116V96H114V95H110L108 98ZM130 97V96H129ZM148 96L146 95V100H147V102H148V98H147ZM169 96H167V98H168ZM171 97V96H170ZM176 98V97H175ZM173 99V97H172V99H171V101L170 102H167V101H165V102H167V103H165L166 104V110H167V112L169 113V110H171L172 112H173V116H174V119H173V122L171 123V128L172 129H174L175 128V123H176V121H177V119L178 118H181V117H184V116H186V115H193V114H191V113H189L188 111H186L185 109H181L180 107H178L177 106V102H176V99ZM131 99V98H130ZM168 99H170V98H168ZM134 102H136L135 101V99H134V101L132 102V101H129V103H130V105H132L131 107H130V109L134 106ZM100 103V102H99ZM104 103V104H105ZM155 104V103H154ZM98 106L95 104V108H97ZM114 107V106H113ZM100 108V107H99ZM98 109V108H97ZM112 109V108H111ZM92 110V109H91ZM107 111L109 110L108 108L106 109ZM113 110V109H112ZM104 111V110H103ZM100 112V111H99ZM110 112V111H109ZM123 112V111H122ZM84 113V112H83ZM86 114V113H85ZM87 115H89V114H87ZM94 115V114H93ZM169 115V114H168ZM196 115V114H195ZM114 116V115H113ZM172 116V115H171ZM198 116V115H197ZM93 117V116H92ZM117 118V117H116ZM126 118V117H125ZM211 115L209 116V118L208 119H210V121H211ZM88 121V120H87ZM95 121V120H94ZM122 121V120H121ZM191 121H193V123L194 124H197V123H199L201 126H202V129L203 130H208V129H210V127H211V124L210 125H206V127L202 124V123H200L199 121H197V119L196 118H193V119H191ZM196 123H195V122ZM150 122V121H149ZM165 122H166V120H165ZM169 122V121H168ZM126 124H127V122H125ZM120 124V123H119ZM122 124V123H121ZM98 125V124H97ZM122 125H125V124H122ZM128 125V124H127ZM127 125H125V126H127ZM167 125V124H166ZM128 128V127H127ZM168 128V127H167ZM122 129V128H121ZM135 129V128H134ZM134 131V130H133ZM177 131H180V132H184V130L183 129H177ZM99 132V131H98ZM124 132V131H123ZM128 132H129V130H128ZM135 132V131H134ZM130 133V132H129ZM138 133V132H137ZM125 134H126V132H125ZM131 134V133H130ZM120 135V134H119ZM188 135L189 136H191L192 137V135H193V133L190 131V132H188ZM187 135V136H188ZM124 136V135H123ZM128 136V135H127ZM179 136H181V135H179ZM198 136V138H199V134H197L196 135V137ZM197 139V138H196ZM119 142V141H118ZM142 145H145V144H142ZM166 145V153H164V157H162V151L161 150H158V152L156 153V154H154V156H153V158L150 160L151 162V164H150V166H149V168H152V169H164V167H165V164H166V168H167V166L169 165V166H171L172 168H176L180 163H181V160L177 163V165H175V166H172V161L176 158V156L174 155V153H172V151H169V146H168V144H165ZM71 146L73 147V151L75 152V153H77V151H76V145L75 144H71ZM126 146V145H125ZM128 146V145H127ZM147 149V148H146ZM144 150H145V148H144ZM140 151H142V152H144L143 151V146H142V148L139 150V152ZM148 151V150H147ZM190 151V150H189ZM189 151H187L185 154H184V157L188 154V152ZM136 153V152H135ZM123 154V153H122ZM161 154V155H160ZM165 154H166V158H165ZM77 155V160L82 164V162L83 161H81V159H79L78 157H79V155L78 154H76ZM126 156H123V158H126V157H131V156H128V154H125ZM140 155V154H139ZM141 155L143 156V154L141 153ZM142 156H141V158H142ZM156 156V157H155ZM159 156V157H158ZM119 156H116V158H118ZM183 157V158H184ZM139 158V157H138ZM137 158V163H141V160H140V158L138 159ZM122 160H127V159H122ZM121 160V161H122ZM133 160V159H132ZM119 161L117 160V163H118ZM126 162V161H125ZM130 162V161H129ZM116 163V164H117ZM121 164V165H120ZM155 164L157 165V166H155ZM82 166H86V165H84V164H82ZM129 167H127V171L125 170L126 168H124L123 166H122V162H120L119 163V165H115L114 166V173L113 174H111L109 177H110V182L109 183H103L101 186H102V191L104 192V193H107V189H106V187L107 186H109V185H112V188L110 189V191H111V193L113 192L114 194L115 193H119L124 187H125V185H126V183H127V181L129 180V178L131 177V175H129V174H131V173H135L136 171H138V169H140V165L139 164H137V165H135V166H137L136 167V169H134V171H133V169H132V167H131V165L129 164L128 165ZM95 168L97 169V171H98V168H97V166L95 165ZM122 168V169H121ZM122 171V172H121ZM133 171V172H132ZM84 172V174H85V176L87 177L88 176V174H86V171H83ZM98 173V172H97ZM127 173V174H126ZM83 174V175H84ZM99 174V173H98ZM104 174V172L102 173V175ZM118 174H120V175H118ZM128 175V176H127ZM98 176V175H97ZM115 176V177H114ZM118 180V181H117ZM123 181L122 183H120V184H117V182H120V181ZM101 186H100V189H101ZM101 191V192H102ZM110 191H109V193H110ZM136 192H138V191H136ZM103 193V194H104ZM109 193H107L108 195H109ZM99 194V193H98ZM94 196V193H92L91 194V196ZM100 197V196H99ZM125 199V197L122 199V201ZM128 199V198H127ZM101 200H102V198H101ZM240 216V215H239ZM264 216V215H263ZM209 219H212V218H209ZM239 221H240V217H239V219L236 221V222H233L232 223V227H233V229H234V231H235V233L237 234V231L239 230ZM244 237H247V239L245 240L244 239ZM217 238H218V241L220 240V243L222 242V240H221V238L219 237V236H217ZM241 241H243L244 242V244L247 246V244L249 243V237L248 236H242L241 237V239H240ZM248 248H249V246H247ZM111 254V253H110Z\"/></svg>","mask_w":264,"mask_h":264},{"label":"trees","instance_id":"6","mask_svg":"<svg viewBox=\"0 0 264 264\" xmlns=\"http://www.w3.org/2000/svg\"><path fill=\"white\" fill-rule=\"evenodd\" d=\"M16 201L10 191L0 183V264H5L12 255L13 237L17 227Z\"/></svg>","mask_w":264,"mask_h":264}]
</instances>
